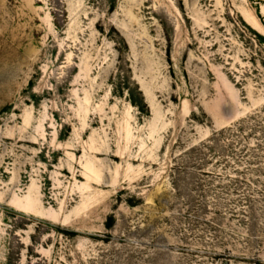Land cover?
<instances>
[{
  "label": "rangeland",
  "instance_id": "1",
  "mask_svg": "<svg viewBox=\"0 0 264 264\" xmlns=\"http://www.w3.org/2000/svg\"><path fill=\"white\" fill-rule=\"evenodd\" d=\"M0 264H264V0H0Z\"/></svg>",
  "mask_w": 264,
  "mask_h": 264
}]
</instances>
